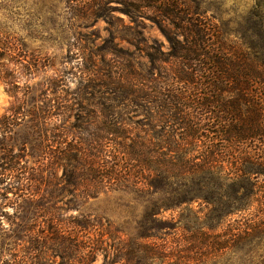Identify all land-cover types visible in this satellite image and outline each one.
<instances>
[{"label":"trees","instance_id":"1","mask_svg":"<svg viewBox=\"0 0 264 264\" xmlns=\"http://www.w3.org/2000/svg\"><path fill=\"white\" fill-rule=\"evenodd\" d=\"M90 2L97 7L89 6L86 17L105 13L111 36L112 12L122 13L137 27V21L153 23L169 43L173 67L152 66L162 77L150 80L149 69L147 80L135 78L130 65L119 73L103 70L100 114L87 111L84 126L67 127L58 122L71 113L70 106L32 97L28 85L19 86L17 77L4 68V61H24V46L19 39L0 34V79L14 102L0 116V221L10 218L13 228L7 236L23 243V255L0 258V264H45L47 255L58 258V264H91L98 253L101 264H146L150 257L169 256L179 260L181 248L197 244L201 237L209 239L224 217L255 203L260 210L257 220L239 228L236 238L248 243L263 239L264 101L259 102L261 94L255 93V85L264 86L260 17L251 20V34L241 38L211 24L200 30L202 15L184 13L176 0ZM66 3L71 14L76 11L74 0ZM167 21L173 31L163 26ZM200 59L208 76L202 84L197 82ZM27 64L22 67H34ZM52 86L56 88L55 82L51 91ZM200 90L207 92L201 96ZM108 191H131L144 202L134 235L120 239L121 247H113V232L100 229L95 218L61 214L65 207L76 210ZM17 200L23 207L7 216L6 202ZM193 204L207 213L159 218L162 212L179 208L200 213ZM38 220L44 227L37 230ZM164 237L180 240L179 249L166 251L164 244L146 242Z\"/></svg>","mask_w":264,"mask_h":264},{"label":"rangeland","instance_id":"2","mask_svg":"<svg viewBox=\"0 0 264 264\" xmlns=\"http://www.w3.org/2000/svg\"><path fill=\"white\" fill-rule=\"evenodd\" d=\"M90 1L74 0L78 5H75L76 11L71 14L66 0H0V34H9L14 39H19L24 46L25 56L24 61L18 64L4 61L6 65L4 68L17 77L16 82L19 86L28 85L32 97H46L50 100V104L53 102L57 104L60 100V105L70 106L71 113L63 122H58V125L63 123L67 127L84 126L82 118L87 111L100 114L101 104L104 103L101 87L104 82L103 70L109 72L117 69L119 73V69L123 66L130 65L137 74L134 75L135 78L141 77L147 80L146 70L149 69L150 80L162 77L161 73L152 66H162L166 69L173 67L169 58V51L171 52L169 43L153 23L148 20L137 21V27L129 23L128 18L122 13L112 12L115 17L111 20L115 35L111 36L107 31L109 20L104 16L105 13L97 14V18L86 17L89 14L86 11L89 6L97 7ZM176 1L181 3L180 8L184 13L197 12L202 15L199 18H202L200 30L203 31L207 24H211L219 27L222 32L229 30L236 33L237 37H248L253 31L251 20L257 15L264 27V0ZM111 6L122 8L119 4H111ZM119 18L122 21H118ZM163 26L166 30L173 31L168 21L163 23ZM225 38L229 42V37L225 36ZM246 42H248L247 38ZM200 60L202 65L197 82L202 84L208 76L204 70L205 61ZM27 63H33L31 65L34 67L24 69L22 66L24 64L28 66ZM1 70L0 67V74ZM53 81L56 88L50 87L53 89L51 91L49 86L54 83ZM255 87V93L261 94L259 102H263L264 86L255 85ZM5 89L6 86L0 79V116L14 103ZM206 92L200 90L201 96ZM52 99L54 101H51ZM253 101L258 100L253 99ZM262 105L264 106V102ZM215 141L219 143L218 138H215ZM27 160L31 164V158L27 157ZM224 164L223 172L227 169L226 163ZM261 180L262 177H259L258 183H261ZM155 199L157 195L153 196V200ZM6 204L3 212L7 216L19 212L18 207H23L20 200H17V204L10 201ZM143 207L144 202L137 200L131 191H108L100 193L96 198L88 199L76 210L65 207V211H61V214L65 217L87 215L90 219L95 218L99 221L100 229L107 228L113 232L115 236V240L112 241L113 247H121L120 239L134 235V228ZM182 209V211L179 208L162 212L159 218L168 221L171 218L176 220L181 213L188 218L194 215L203 217L207 213L206 208L197 204H193L192 209L194 211L200 209V213ZM259 212L255 203L244 211L224 217L216 225L212 237L209 239L201 237L197 244L181 248L183 258L179 260L173 256L166 259L150 257L144 262L146 264H171L172 261L180 264H264V238L253 239L250 243L247 242L248 240L236 238L239 228L242 230L246 225L256 221ZM10 222V218L1 217L0 258L5 261L23 255L20 252L23 243L7 236L8 230L13 228ZM37 223H39L37 230L44 227L42 220H38ZM120 231L127 235H121L123 233ZM106 238L107 235H104L103 239ZM202 239H206L205 244H201ZM179 241L173 240L172 237H164L161 240L154 238L146 242L156 246L164 244L166 251H171L179 249ZM211 243H214V246H211ZM173 253L176 256V251ZM102 261V253H98L91 264H101ZM44 263L58 264L59 260L47 255Z\"/></svg>","mask_w":264,"mask_h":264}]
</instances>
